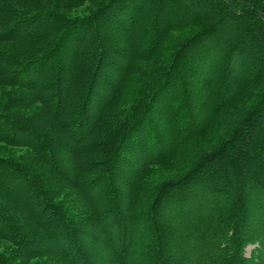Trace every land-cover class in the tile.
<instances>
[{
	"label": "trees",
	"instance_id": "1",
	"mask_svg": "<svg viewBox=\"0 0 264 264\" xmlns=\"http://www.w3.org/2000/svg\"><path fill=\"white\" fill-rule=\"evenodd\" d=\"M0 148V264H264V0H0Z\"/></svg>",
	"mask_w": 264,
	"mask_h": 264
},
{
	"label": "rangeland",
	"instance_id": "2",
	"mask_svg": "<svg viewBox=\"0 0 264 264\" xmlns=\"http://www.w3.org/2000/svg\"><path fill=\"white\" fill-rule=\"evenodd\" d=\"M179 35V33H177V34H172L171 35V37H175V36H178ZM187 79L189 80L190 79V76H187ZM189 87H192L193 85H188ZM187 86V87H188ZM62 96H63V94H61V98H62ZM91 108H94L93 106H91ZM199 147V146H204V143H203V141L202 140H198V141H195L193 144H192V147ZM6 153V154H9L10 153V155L11 156H16L17 158H20L23 154H24V152L23 151H21V150H14V149H12V150H9V153H7L8 151H7V149H5V148H0V153ZM168 165V164H167ZM169 165H172V164H169ZM165 167H163V166H158V167H156V168H151V171L153 172V173H151L153 176H155V175H157V174H159V176L160 177H166V176H168V173H170V172H172V171H168V170H170V168H166V169H164ZM101 207V206H100ZM97 211L98 210H100V208H99V206L97 205ZM252 249H253V247L252 246H249V247H247L246 249H245V256L246 257H249L250 256V252L252 251Z\"/></svg>",
	"mask_w": 264,
	"mask_h": 264
}]
</instances>
